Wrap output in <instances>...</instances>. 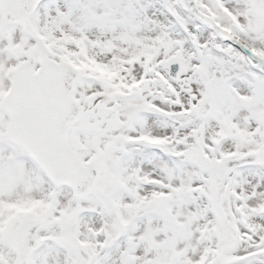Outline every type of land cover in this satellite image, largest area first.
Segmentation results:
<instances>
[{"label":"snow or ice","instance_id":"6c2138e0","mask_svg":"<svg viewBox=\"0 0 264 264\" xmlns=\"http://www.w3.org/2000/svg\"><path fill=\"white\" fill-rule=\"evenodd\" d=\"M0 264H264V0H0Z\"/></svg>","mask_w":264,"mask_h":264}]
</instances>
